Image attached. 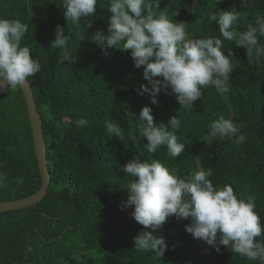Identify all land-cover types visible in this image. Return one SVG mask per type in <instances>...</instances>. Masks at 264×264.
Instances as JSON below:
<instances>
[{
	"label": "trees",
	"instance_id": "obj_1",
	"mask_svg": "<svg viewBox=\"0 0 264 264\" xmlns=\"http://www.w3.org/2000/svg\"><path fill=\"white\" fill-rule=\"evenodd\" d=\"M62 0H0V18L20 20L29 26L21 46L41 63V71L29 78L40 111L48 155L50 183L47 195L36 205L0 212V264H259L233 254L221 245L216 252L185 230L188 220L169 218L158 234L167 245L159 260L151 252L134 249V237L142 229L122 210L127 199L122 188L131 177L121 166L140 154L176 169L180 178L194 169L212 170L214 186L231 185L235 193L255 196V211L264 225V57L247 60L246 50L224 41L223 50L233 65L230 91L217 93L209 85L191 110L180 108L174 96L161 92L158 104L137 89L146 81L143 69L134 67L130 50H103L88 39L98 28L107 30L108 0H98L88 20L72 25L63 16ZM169 4L161 0L160 8ZM240 0H175L178 15L173 22L186 23L192 38L220 36L218 25L207 19L212 12L229 10ZM195 8V13L186 11ZM234 25L245 31L256 17H264V0H251ZM66 28L75 64H61L55 48L56 25ZM68 30V32H67ZM222 39V37H221ZM264 45V37H258ZM149 106L154 123L164 122L178 111L180 157L166 155V146L148 153L138 133L139 111ZM224 116L241 126L244 142L208 137L210 123ZM84 126H77L79 119ZM122 127L123 137H108L105 122ZM135 137V138H133ZM30 121L21 88L0 95V201L28 196L41 186ZM264 241V235L257 237Z\"/></svg>",
	"mask_w": 264,
	"mask_h": 264
},
{
	"label": "clouds",
	"instance_id": "obj_2",
	"mask_svg": "<svg viewBox=\"0 0 264 264\" xmlns=\"http://www.w3.org/2000/svg\"><path fill=\"white\" fill-rule=\"evenodd\" d=\"M175 0L160 8L161 0H108L110 13L107 30L96 29L88 39L99 46L104 54L109 50H130L134 67L143 69L146 83L137 89L138 94H148L152 104H158V95L174 96L180 108L191 110L201 99L204 90L215 86L217 93L230 91V74L233 65L223 50L224 41L234 42L246 50L247 60L258 63L264 57V45L258 37H264V17L257 16L255 25L249 23L245 31L234 27L243 18L242 9L251 0H240L241 10L233 4L229 10H219L208 15L210 23L218 25L220 36L192 38L186 32V23L173 22L170 18L178 15L173 10ZM220 0H216V4ZM98 0H62L63 16L67 26L79 25L88 20L79 39L83 40L84 29L92 27L88 19L96 12ZM195 13V8H186ZM29 26L20 20L0 18V93L24 87L30 77L41 71V63L34 59L28 46H21L22 38ZM68 32V30H67ZM53 44L59 49L61 64H75L77 57L69 45L71 39L66 28L56 25ZM222 37V39H221ZM178 111L167 124L154 123L152 109L144 106L137 116L136 127L139 136L146 141L143 147L148 153H155L166 146V155L173 160L181 156L185 143L179 142L176 130L181 127ZM81 118L77 126H84ZM108 137H123L122 127L112 119L105 122ZM208 137L235 139L244 142L241 126L224 116L213 120L209 125ZM135 138V137H133ZM126 177H131L123 189L127 199L121 202V209H132L133 218L142 229L133 238L134 249L151 252L157 259L164 256L167 245L165 238L158 234L159 229L169 218L188 220L185 230L194 239L202 241L221 251V245L233 254L264 264V241L257 237L264 235V225L255 211V196L237 194L231 185L214 186L209 177L212 170H193L180 178L176 169H169L159 160L141 159L136 155L121 166Z\"/></svg>",
	"mask_w": 264,
	"mask_h": 264
},
{
	"label": "water",
	"instance_id": "obj_3",
	"mask_svg": "<svg viewBox=\"0 0 264 264\" xmlns=\"http://www.w3.org/2000/svg\"><path fill=\"white\" fill-rule=\"evenodd\" d=\"M21 90L23 92L27 106L30 127L33 136L34 151L42 181L40 188L28 196L0 201V212L17 210L36 205L47 195L48 186L50 183V171L48 169V155L45 143L43 122L40 111L37 108L35 95L30 82L28 81V83L22 87ZM1 94L2 93H0V95Z\"/></svg>",
	"mask_w": 264,
	"mask_h": 264
}]
</instances>
